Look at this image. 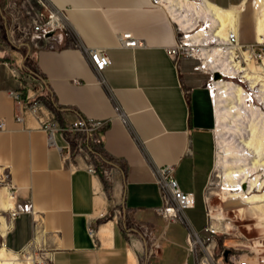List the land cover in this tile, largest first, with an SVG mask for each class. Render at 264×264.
Segmentation results:
<instances>
[{
    "label": "crops",
    "instance_id": "obj_1",
    "mask_svg": "<svg viewBox=\"0 0 264 264\" xmlns=\"http://www.w3.org/2000/svg\"><path fill=\"white\" fill-rule=\"evenodd\" d=\"M45 1L62 10L61 26L29 44L9 47L2 27L5 0H0V118L5 121L0 176L40 216L45 239L54 246L53 264H139L147 245L140 230H126L118 206L131 223L149 227L158 247L148 264H159L166 254L170 263L182 264L177 247L183 242L168 233L169 223L155 211L163 203L156 169L171 165L179 189L203 202L216 164L218 127L213 94L189 75L191 61L166 52L183 29L159 0ZM209 1L226 9L243 6L241 13L249 3ZM123 31L143 45L121 46L118 34ZM84 47L107 54L110 62L103 71L93 69ZM29 72L36 78L29 79ZM13 90L21 93L19 99ZM75 113L100 121L94 130L100 145L92 146L109 161L107 182L102 168L90 172L79 156L76 167L70 166L47 143L45 120L68 122ZM9 194L0 187L4 210L15 204ZM25 216L16 221L25 238L15 246L33 234L31 218ZM11 227L0 215V237ZM3 247L6 258H13L15 250L0 241V252Z\"/></svg>",
    "mask_w": 264,
    "mask_h": 264
},
{
    "label": "built area",
    "instance_id": "obj_2",
    "mask_svg": "<svg viewBox=\"0 0 264 264\" xmlns=\"http://www.w3.org/2000/svg\"><path fill=\"white\" fill-rule=\"evenodd\" d=\"M34 3L38 4L40 9L34 7ZM3 22L7 35V45L23 46L29 44L30 40H35L41 36H46L54 33L61 25L63 18L62 10L52 7L45 0H5L3 9ZM176 43L166 49V52L177 59L179 56H192L195 55V50L189 49V44L186 43L185 37L177 35ZM121 46L133 48L142 46L143 42L138 37H135L130 31H123L118 34ZM230 42L237 43L238 36L231 32ZM238 50L246 51L249 57L253 60L259 61L264 59V42L255 41L252 43L238 42ZM84 52L88 54L89 61L98 73L103 71V68L109 64V58L103 50L95 47L83 48ZM238 59V54H237ZM245 62L244 58L239 59ZM29 79H35L34 72H29L27 75ZM212 94L211 84L208 85ZM253 91L250 90V93ZM12 95L14 98L19 99L21 93L13 90ZM37 102L33 101V106ZM15 118L21 119L19 114H15ZM100 121L88 118L86 116L75 113L74 118L68 122H62L56 118H48L44 122V128L47 132V143L59 150L62 162L76 167V157H81L87 164V169L90 172H97L99 167L105 169L109 166L108 159L100 157L101 148L92 146L93 143L100 145L99 138L95 135V128L99 126ZM5 121L0 118V130L4 129ZM62 142L58 143L57 139ZM100 160L102 162H100ZM110 167V166H109ZM111 169V168H110ZM173 167L171 165L159 167L156 169L157 181L162 189L163 203L161 206L155 208L167 223L170 221H181L187 227L185 242L187 257L182 264H202L214 263L215 260L219 264H264V255L255 256L250 254L249 250L244 253L237 252L232 243L223 242L222 249H218L217 236H224L225 238L233 234V229L219 231L212 223L210 209V201H208V188H206L203 202L205 203V214L207 223L199 231L195 228L192 220L185 215V209L196 207V196L193 192L182 191L177 185V181L172 176L171 172ZM7 191L13 196L15 204L10 210L11 219H16L21 214H28L31 218L33 226V234L30 239L15 250L18 258L23 264H53L54 260V246L47 242L45 234L47 233L42 220L37 212L31 208L29 200L17 201L16 187L7 181ZM17 201V204H16ZM223 210V206L221 205ZM126 223V230L132 232L136 226L143 228L141 235L143 239L149 231V227L145 223L134 222ZM91 233V231H90ZM209 246L212 247L208 259ZM157 243L150 240L145 246L146 261L152 255L156 254ZM250 249V248H249ZM229 250L226 256V251ZM190 259V261H189Z\"/></svg>",
    "mask_w": 264,
    "mask_h": 264
},
{
    "label": "bare ground",
    "instance_id": "obj_3",
    "mask_svg": "<svg viewBox=\"0 0 264 264\" xmlns=\"http://www.w3.org/2000/svg\"><path fill=\"white\" fill-rule=\"evenodd\" d=\"M255 1L257 39L264 42V0ZM159 2L169 10L173 19L179 22L190 44L201 47L199 59L205 67L213 73L220 72L232 77L239 75L249 81L252 88L260 86L259 99L264 104V76L258 74L254 67L251 68L252 60L246 51L243 54L248 67L236 61L238 42H241L238 27L243 6L220 8L209 0ZM231 32L238 36L237 43L230 42ZM215 79L211 88L218 116L216 132L221 133L225 148V157L222 159L225 188L222 191L232 199L244 201L254 213H261L264 220L263 110L260 111V108L249 103V99L250 102L253 101V94L248 93V99V94L240 84L224 79L217 80L220 77L216 74ZM257 188L260 193L253 194ZM10 199L13 200L12 195ZM220 221H225V218L221 214H213L212 223L219 231L228 227L223 223L219 224ZM0 253V264H23L16 252L13 258L8 259L5 247Z\"/></svg>",
    "mask_w": 264,
    "mask_h": 264
},
{
    "label": "rangeland",
    "instance_id": "obj_4",
    "mask_svg": "<svg viewBox=\"0 0 264 264\" xmlns=\"http://www.w3.org/2000/svg\"><path fill=\"white\" fill-rule=\"evenodd\" d=\"M256 6V1L255 0H249V3L247 4L245 11H243L240 15V22H239V27H238V32H240V40L243 43H252L255 41H258L257 39V32H256V14H257V9L255 8ZM203 25V23H201ZM178 35L182 36V38L185 37L186 43L189 44V49L191 50L192 48L195 51L196 55L192 56H185L186 59L191 61V66H190V71L189 75H195L194 79L201 80L203 84H205L206 87H208L209 84H213V82L216 80L215 79V74L211 70H209L208 67H205L203 64V61L198 59L200 56L199 54L201 53V47L195 46L193 44H190V42L187 39V34H185L183 31H178ZM215 44H211V46H214ZM228 46V45H225ZM245 52V51H244ZM237 54H238V59H237ZM244 54L241 50H236V61L242 63L243 65L248 67V64L245 62H241L239 59H243ZM252 60V59H251ZM252 66L251 68H255L256 72L262 76H264V59L263 60H252ZM190 76V77H191ZM226 80V81H232L235 84H240L244 91L248 94L250 93V90L253 92L252 98L253 101L250 102L249 99V94H248V99L249 103H251L253 106L256 108H260V111H262L264 115V104L260 102L259 99V94L260 86H256L255 88L251 87V83L244 78L238 76H229V75H221L220 79L217 80ZM216 117H217V124H218V116H217V111H216ZM218 129V127H217ZM216 129V130H217ZM216 164L213 169V173L211 174V177L208 180L207 187L208 188V201H210V204L212 202V206H210L212 213L211 217H213V214H221L225 218V221L221 222L223 225H228L226 229H221V230H228V229H233V234L228 235L226 238L224 236H217L218 238V249H222V244L223 242L227 243H232L233 245L236 246L234 248L237 252L244 253V251L249 250L250 254L259 256V255H264V220L263 216L261 213H254L252 210H250L247 206V204L244 203V201L241 200H235L232 199L223 193V189L225 188L224 186V178H223V163L222 159L225 157L224 154V146L222 142L224 141L222 139V135L219 132H216ZM106 172H104V169L102 168L101 171L106 179V182L111 178V169L108 166L107 169H105ZM0 187L5 188L7 190V180L6 176L2 175L0 176ZM237 188V187H236ZM260 193L258 192V188L253 192V194ZM19 202V200H17ZM16 201V204H17ZM198 203L196 204V207L194 208H187L185 209V215L187 218H190L195 226V228L199 231H202L203 226L207 223V217L205 214V205L203 204L202 201L198 200ZM221 205L223 206V210L221 209ZM243 208V210H242ZM245 209V210H244ZM247 209H249L247 211ZM117 214L118 218L122 219L123 221H126L127 224L131 223L129 216L127 215V212L124 208H121L118 206L117 209ZM249 214V215H248ZM0 215H3L5 220L7 221L8 225H12L11 228H9L8 232L6 235L0 237V241H3L7 244L8 247H10L13 250H17L18 247L22 244H17L18 246H15L16 242L18 241H23L24 234L19 233L17 231V224L16 221L17 219L23 218L24 215H26L24 218L28 219L27 217L28 214H21L18 216L16 219H11L10 216V210H4L0 207ZM20 217V218H19ZM260 217V218H259ZM261 219V220H260ZM28 222H31V220ZM30 224V223H29ZM164 224V223H163ZM137 231H141L143 228L140 226H136ZM168 233H173L178 240L182 241L183 243L180 244L177 248L181 250L183 254V258L186 259L187 257V250H186V242H185V233L187 231L186 225H184L180 220L179 221H171L168 224L167 227ZM220 230V231H221ZM153 237L151 236L150 229L148 231V234L146 236V239L142 240L145 245L149 243V241ZM185 242V243H184ZM144 245V246H145ZM210 247V246H209ZM250 248V249H249ZM212 249V247H211ZM145 249H141L140 253V258H139V264H148L149 261H146L145 257ZM209 250V249H208ZM210 250L208 253V259H212L210 256ZM170 257L166 254L164 257H162V260L159 264H176L175 262L170 263L169 262ZM190 261V259H189ZM219 264H223V262L219 261ZM151 264H154L153 262ZM202 264H218L217 261L215 260L214 263H205L203 262Z\"/></svg>",
    "mask_w": 264,
    "mask_h": 264
},
{
    "label": "trees",
    "instance_id": "obj_5",
    "mask_svg": "<svg viewBox=\"0 0 264 264\" xmlns=\"http://www.w3.org/2000/svg\"><path fill=\"white\" fill-rule=\"evenodd\" d=\"M46 103H47V105L51 108V109H54L55 110V108H54V106H53V104H52V101H45Z\"/></svg>",
    "mask_w": 264,
    "mask_h": 264
},
{
    "label": "water",
    "instance_id": "obj_6",
    "mask_svg": "<svg viewBox=\"0 0 264 264\" xmlns=\"http://www.w3.org/2000/svg\"><path fill=\"white\" fill-rule=\"evenodd\" d=\"M221 75H222V74H221L220 72H217V73H216V76H217V77H220ZM228 253H229V250L226 251L225 255L227 256Z\"/></svg>",
    "mask_w": 264,
    "mask_h": 264
}]
</instances>
